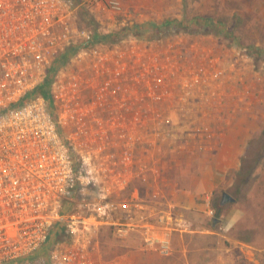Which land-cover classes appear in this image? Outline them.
Listing matches in <instances>:
<instances>
[{"label":"built area","instance_id":"1","mask_svg":"<svg viewBox=\"0 0 264 264\" xmlns=\"http://www.w3.org/2000/svg\"><path fill=\"white\" fill-rule=\"evenodd\" d=\"M83 11L113 19L125 6L0 0V264H124L99 253L104 227L121 239L141 228L147 249L172 257L175 215L135 219L147 205L125 195L158 173L153 150L210 136L200 109L230 89L215 54L125 20L81 30ZM208 214L219 218L211 200ZM231 229L220 219L218 232Z\"/></svg>","mask_w":264,"mask_h":264},{"label":"rangeland","instance_id":"2","mask_svg":"<svg viewBox=\"0 0 264 264\" xmlns=\"http://www.w3.org/2000/svg\"><path fill=\"white\" fill-rule=\"evenodd\" d=\"M123 3L124 15L113 19L81 12L79 28L107 30L109 22L125 20L128 25L147 28L140 35L173 44L184 43L193 50L204 49L206 55L215 54L223 65L230 66L232 90L225 94L229 101L213 107L247 112L256 126L242 156L241 168L234 174L229 188L237 200L231 206L236 204L245 216L225 236L241 238L236 240H244L256 250L241 249L238 245L240 248L234 251L231 239H221L223 249L218 250L217 256L222 257L220 264H264V257L261 258L264 255V0H123ZM172 20L173 23H167ZM243 48L247 49L245 57L240 54ZM114 235L109 227L99 232V253H106L103 256L109 259L126 251L121 242L124 239ZM250 254L254 257L251 262L247 257ZM139 262L192 264L190 257H182L175 249L170 258L157 254L148 260L143 257Z\"/></svg>","mask_w":264,"mask_h":264},{"label":"crops","instance_id":"3","mask_svg":"<svg viewBox=\"0 0 264 264\" xmlns=\"http://www.w3.org/2000/svg\"><path fill=\"white\" fill-rule=\"evenodd\" d=\"M231 90L232 87L226 89V94ZM224 99L226 103L229 101L227 97ZM213 105L200 109L198 116L205 123L210 136L186 143L182 140L177 148L164 146L153 150L151 156L155 157V161L150 165L157 167L158 173L150 172L145 178L136 179L128 195H125L147 205V210L134 213L135 219L143 220L144 215L159 212L175 215L181 226L172 233L173 247L175 252L182 253V257H190L192 264H220L222 257L217 253L223 249L221 239H231L234 251L239 246H242L241 249L254 248L244 240H236L241 238L218 232L219 222L215 223L208 214V203L211 200L214 207L219 200V219L229 222L232 229L245 216V212L236 204L231 206V203L237 202L236 198L234 202L222 204L221 197L223 192L230 194L234 174L241 168L242 156L256 125L247 112ZM215 211L217 215L216 208ZM109 229L113 234V230ZM123 239L121 242L126 251L116 254L114 258H121L124 264H140L143 257L148 260L158 254L144 246L141 228L131 231ZM103 254L106 256V253ZM238 254L241 256V253ZM247 257L249 262L254 258L251 254Z\"/></svg>","mask_w":264,"mask_h":264},{"label":"trees","instance_id":"4","mask_svg":"<svg viewBox=\"0 0 264 264\" xmlns=\"http://www.w3.org/2000/svg\"><path fill=\"white\" fill-rule=\"evenodd\" d=\"M174 21L172 20V21H168L167 23H169V24H171V23H173ZM179 23H181V22H179ZM183 23V22H182ZM136 32H145L146 30H147V28H144L143 26L141 27V26H139V25H136ZM150 28V27H149ZM112 38V36L111 35H107L106 37H105V40L106 41H109L110 39ZM44 89H45V87L42 85L41 87H40V90L42 91V92H44ZM218 201L219 200H217L215 203H214V207L216 208V210H217V216L218 217H220V214H221V207L219 206V204H218ZM215 226V225H214Z\"/></svg>","mask_w":264,"mask_h":264},{"label":"water","instance_id":"5","mask_svg":"<svg viewBox=\"0 0 264 264\" xmlns=\"http://www.w3.org/2000/svg\"><path fill=\"white\" fill-rule=\"evenodd\" d=\"M234 201H235V198L231 194H229L228 192H223L222 197H221L222 204H227L229 202H234ZM214 222L215 223L220 222V219L214 218Z\"/></svg>","mask_w":264,"mask_h":264}]
</instances>
